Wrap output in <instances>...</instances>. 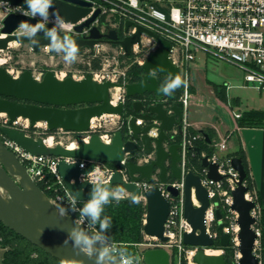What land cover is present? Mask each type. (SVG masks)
<instances>
[{
  "label": "water",
  "instance_id": "1",
  "mask_svg": "<svg viewBox=\"0 0 264 264\" xmlns=\"http://www.w3.org/2000/svg\"><path fill=\"white\" fill-rule=\"evenodd\" d=\"M1 3L27 10L24 0H0ZM58 11L67 23L81 24L75 27V31L82 33L85 28L90 29V36L86 39L71 38L78 45L79 51L82 48L93 49L98 43L107 42L111 45L121 46L126 55L131 54L132 46L141 44L142 33H147L160 45V49L152 53L143 64V74L141 81L125 85L126 95L130 99H136L147 94L155 95L166 99L159 91L162 87L159 84V76L174 77L181 75L180 70L169 59L171 44L160 36L141 26L137 27V32L124 39H120L117 31L108 29L106 33H101L99 27H91L100 16V9L93 11V4L85 0H54V8L51 12ZM21 21H28L31 24L37 23L36 18L24 13H11L2 20L0 29V51H6L9 44H30L35 52L41 47L49 45V39L43 32L38 33V45H34L27 39H19L15 35L18 24ZM133 23L126 22L127 32ZM62 36V34L60 33ZM53 52V51H51ZM159 66H163L161 71ZM121 86L110 81H95L91 74H87L83 79L77 80L72 77L59 79L53 72H47L41 81H38L32 72L26 71L18 76H13L0 66V114H6L9 125L18 118L29 120L31 126L39 122L46 123L50 131L63 129L70 132H84L89 129L93 118L106 114L123 116L126 114L130 119L131 135L126 136L123 132H116L111 144L103 143L98 135L90 139V143H81L77 150H67L63 147L51 148L44 144L42 139H34L19 131L9 127L1 128L0 132L9 140L13 141L25 152L32 156L63 157L77 160H96L105 163L116 164L122 161L125 153L133 154L142 152V155H150L156 144V158L150 164L140 165L137 160H131L126 164L130 182H125L121 175L115 173L108 184H102L113 190L120 186L128 193V197L110 198L109 202H133V197L139 201L140 188L136 185L144 180L150 181L155 167L160 168L159 175L162 183H170L167 177L168 170H171L172 178L180 180L181 169L178 164L181 161L179 149L181 146L172 144L168 151L164 148V142L169 140L167 132L175 126H179L183 120V111L176 103L173 105V115L168 114L165 108L167 102H160L155 105L146 106L142 101L135 100L132 104L124 106L119 104L113 106L110 102L111 87ZM13 99L14 101L10 100ZM142 119L147 125L144 127L136 125V120ZM151 122H159L160 134L157 138L148 135L154 126ZM205 137L210 142L208 135ZM199 151V149H197ZM170 159L171 166L165 164ZM233 167L240 173L243 181L247 172L243 161L238 157L232 160ZM203 166L209 168V178L220 180L217 174V165L209 164L207 159L203 160ZM94 166L83 170L79 162L70 164L62 159L57 171L62 177L64 185L70 193H79L78 201H88L93 183L81 182L80 176L93 172ZM19 178V179H17ZM74 180V182H72ZM0 187H4L11 194L12 199L6 201L0 198V221L17 234L33 243L52 257L65 264H95L94 258H89L75 249L70 241L66 239L68 232L73 226L80 228L86 235L92 233L80 226L73 217L58 215L57 205L35 184L27 174L25 167L19 162L17 157L9 151L0 140ZM175 197L179 194L176 189L169 187ZM192 189L200 207L193 206ZM247 188L242 185L234 192V204L232 209L239 213L238 224L239 251L242 258L238 264H259L258 259L252 254L256 235L252 230L255 219L251 216V210L255 207L253 202L245 200ZM147 199L146 225L144 234L149 237H157L166 241L164 237V225L170 212V205L163 197L159 188L154 187L145 192ZM108 202V203H109ZM136 203V202H134ZM28 205V208H25ZM209 206L207 190L201 184V178L193 173H188L185 177V205L184 215L192 227V232L184 234L183 243L191 248H200L194 256L195 264H226L225 255H209L202 249L215 245V240L206 234L204 223L205 212ZM217 218L221 219V213L217 211ZM224 224H219L221 231L220 246L227 248L230 246V235L222 230ZM100 248L99 242L96 245ZM145 264H171L169 253L162 248L146 249L143 252ZM115 264H119L118 259Z\"/></svg>",
  "mask_w": 264,
  "mask_h": 264
},
{
  "label": "built area",
  "instance_id": "2",
  "mask_svg": "<svg viewBox=\"0 0 264 264\" xmlns=\"http://www.w3.org/2000/svg\"><path fill=\"white\" fill-rule=\"evenodd\" d=\"M93 4V11L100 9L101 14L91 27H99L101 33H106L108 29L117 31L119 38L122 40L127 36H131L137 32V27L141 26L145 29L157 33L161 39L171 44V52L169 59L180 70V76L187 79V87L182 86L183 93L178 101L169 98L162 99L152 94L130 99L126 95L124 88L128 82L127 71H122L119 66L120 61H127L125 57L131 58V65L143 64L149 59L148 57L160 49L161 45L147 33H142L141 44L132 46L131 54L126 55L121 46L111 45L107 42L98 43L93 49L85 47L84 53L88 59L98 58L101 61L99 70L91 71L95 81L118 83L121 86L111 87L110 102L113 106L123 104L128 106L135 100L142 101L146 106L155 105L160 102H167L165 108L169 115H173V105L180 103L183 111V120L179 126H175L171 131L167 132L169 140L164 142V148L168 151L172 144H178L181 161L178 166L181 169L182 177L180 180L173 179L171 170H168L167 177L172 180L170 183H162L159 175L160 168L155 167L151 180L138 182L136 185L140 188L139 202L143 203L147 209V199L145 192L151 188L157 187L161 190L163 197L170 205V212L164 225V237L166 241H162L157 237H149L145 235L144 242L139 244L136 249L130 253L128 249L117 244L121 248H126L129 255L135 257V264H145L143 252L146 249H165L170 256L171 264H182L183 258L191 263L195 254L200 248L186 246L183 243L184 234L191 233L192 227L188 223L184 215L185 205V177L188 173H193L201 178L202 186L207 190L209 197V206L205 212L204 223L206 226V234L220 243L221 231L219 224H224L223 232L230 235V248L233 249L234 260L238 264L242 258L239 251L240 241L239 233L241 231L238 224L239 213L232 209L234 204V192L239 186L247 188L245 200L253 202L255 207L251 210V216L255 219L252 230L255 233L256 240L254 242L252 254L258 259L259 264H263V207L260 203L259 192L252 179L251 173L241 181L240 173L233 167L232 160L237 156L229 152V142L235 133H239L242 129L240 121L244 117L245 111H233L232 116L236 121V127L233 131L228 132L220 141L210 140L205 134L197 131L192 133L189 122L187 121V111L191 99V68L192 64L197 61V55L202 51L209 52L215 56L228 61L230 64L241 69L244 72V82L247 86L256 88L264 97V0H158L156 2L144 0H85ZM6 7L7 13H25L20 8L10 6L0 2V8ZM28 15L31 16L29 13ZM4 16V17H5ZM104 17L102 21L101 18ZM39 20V17H36ZM46 25L52 28L51 22ZM84 21V20H83ZM83 21L73 24L66 23L61 33L68 35L70 38L86 39L90 36V29L85 28L82 33L75 31V27ZM131 21L133 24L129 30L125 31L126 22ZM18 35V30L15 31ZM106 47H115L118 54L111 55ZM9 47L6 51L10 49ZM49 51L48 46L41 49ZM33 49V48H32ZM6 51H0L4 53ZM51 52V50H50ZM114 65V67L112 68ZM129 67V68H130ZM128 67L124 68L127 70ZM87 75V74H86ZM18 76V75H17ZM85 77V76H84ZM41 81V77H35ZM75 79V78H74ZM83 79V78H81ZM78 80V79H77ZM80 80V79H79ZM230 103V109H233ZM24 118H18L13 125H9V119L4 124L0 123V127L13 128L23 131L26 136L34 139H42L44 144L47 141L53 143V147H63L67 150H77L81 143H90V139L94 135H98L100 140L109 145L112 143L116 132H123L126 136H130L132 131L130 127V117L115 114H106L101 117L93 118L87 131L78 133L56 129L50 131L46 123L39 122L35 126H31L29 120H25V124L20 125V121ZM154 126L148 135L152 138L159 137V122H151ZM136 125L144 127L147 123L142 119L136 120ZM264 130L263 125L260 127ZM3 145L11 151L25 167L30 179L39 186V188L49 197V199L60 207L68 209L67 215L73 217L75 221L90 233L98 230V224L93 226L89 220L80 214L87 201H76L72 206L70 197L72 194L64 185L62 177L57 171V166L62 159L73 164L79 162L81 169L85 170L91 165L94 166L93 172L80 176L81 182H90L93 184H108L115 173L121 175L125 182H130L126 164L131 160H137L140 165L150 164L156 158V144L153 142V152L150 155H142V152L133 154L125 153L122 161L116 164L105 163L96 160H77L73 158L63 157H45L32 156L22 150L13 141L9 140L1 133ZM208 141L212 152L200 151L197 143ZM49 147V146H48ZM199 149V151H197ZM241 151L244 147L241 145ZM198 154L199 165H191V159ZM207 159L209 164L217 165V174L220 180L209 178V168L203 166V160ZM166 166L170 168L171 161L167 159ZM74 182V180H72ZM169 187L176 189L179 196L175 197L168 189ZM122 188L114 187L113 190ZM193 206L200 207L201 204L196 198L195 190L192 189ZM50 194V195H48ZM129 193L124 189L123 193L117 194L115 197H128ZM221 213V219L217 218V211ZM146 213L144 214L143 224L146 225ZM2 238L0 237V264L2 255ZM108 245H112L106 239ZM214 246L202 249L204 252H217L223 254L224 248L217 249ZM190 251H189V250ZM189 255H186V254ZM208 254V253H207ZM211 255V254H209Z\"/></svg>",
  "mask_w": 264,
  "mask_h": 264
},
{
  "label": "rangeland",
  "instance_id": "3",
  "mask_svg": "<svg viewBox=\"0 0 264 264\" xmlns=\"http://www.w3.org/2000/svg\"><path fill=\"white\" fill-rule=\"evenodd\" d=\"M98 3L99 0H96ZM0 8V23L7 13L6 7L3 5ZM104 20V17L101 18ZM49 49V48H48ZM106 50L111 54H118L115 47H106ZM78 54L77 60L74 63H68L64 59L63 53L47 52L40 49L35 52L28 44H12L11 48L0 53V66L5 68L9 74L13 76L20 75L26 71L33 73L35 77H41L47 72H53L59 79L63 77H72L81 79L86 74L94 71L91 66H87V55L84 53ZM197 61L192 64L191 79L196 87V97L198 101H191L188 111V121L190 124H202L207 127H216L220 133H224L227 124L231 122L236 124L232 116V112L254 110H264V97L254 87L247 86L244 82V72L214 54L202 51L197 55ZM113 68L114 65L110 64ZM131 62L120 61L119 66L122 71H128ZM127 68L125 70L124 68ZM128 80V79H127ZM229 85L226 100H222L215 91L216 86ZM192 92V88L190 90ZM239 99V105L233 103ZM230 102L233 103V109H230ZM7 120V115H0V123L4 124ZM25 120L20 121V125L25 124ZM243 128L242 138L245 146L249 170L256 183L260 184L261 179V164L258 158L263 145L264 132L260 129ZM236 149V148H235ZM235 149H231L234 151ZM260 199V195H259ZM261 203V199H260ZM264 236V234H263ZM264 243V237H263ZM189 250V249H188ZM191 250V249H190ZM189 250V251H190ZM190 254V253H189ZM188 253L186 255H189ZM225 254V252H223ZM187 262V263H186ZM195 264L192 259L191 263L186 258H183L182 264ZM264 264V253H263Z\"/></svg>",
  "mask_w": 264,
  "mask_h": 264
},
{
  "label": "clouds",
  "instance_id": "4",
  "mask_svg": "<svg viewBox=\"0 0 264 264\" xmlns=\"http://www.w3.org/2000/svg\"><path fill=\"white\" fill-rule=\"evenodd\" d=\"M24 3L27 5V10L24 14L28 15L30 13L32 18L39 17V20L35 24L21 21L17 26L18 38L27 39L34 45H38L37 35L43 32L49 39L48 48L51 51L63 53L66 62L74 63L77 60L79 48L69 36L64 35L62 37L60 35L67 22L58 11L51 12V22L54 26L50 29L46 27L50 22V9L54 8V0H24ZM159 68L161 71L163 70V66H159ZM181 86L187 87V79L182 78L180 75H175L166 81L159 91L164 95H171ZM123 191V188L112 190L102 184H93L90 199L85 202L80 214L87 218L91 225L95 226L98 224L99 229L92 236H88L80 228L73 226L67 234L66 239L72 243L73 247L87 257L94 258L95 264H115L117 259L119 264H135V257L129 255L126 248H121L115 243L112 245L106 243L108 238L105 233L111 226V218L104 216L101 219L104 205L109 202L110 198H114L117 194L123 193ZM78 197V192L70 197L72 206L76 204ZM0 198L10 201L12 196L4 187H0ZM133 202L138 203L139 201L133 197ZM25 208H28V205H25ZM57 211L59 216L64 217L67 215L68 209L57 205ZM98 242L101 245L100 248L96 247Z\"/></svg>",
  "mask_w": 264,
  "mask_h": 264
},
{
  "label": "trees",
  "instance_id": "5",
  "mask_svg": "<svg viewBox=\"0 0 264 264\" xmlns=\"http://www.w3.org/2000/svg\"><path fill=\"white\" fill-rule=\"evenodd\" d=\"M84 49H81L78 54H81ZM127 61L131 62V58L125 57ZM87 66H91L93 70L101 68V61L98 58L88 59ZM143 68L138 64H133L127 71L128 82L138 83L141 81ZM171 77L159 76V84L163 86ZM225 87L216 86L215 91L222 100H226ZM183 87L176 89V95L171 97V100L178 101L183 93ZM180 105V103H179ZM264 112L263 111H246L244 117L240 121L242 127H261L263 125ZM196 133V131H191ZM207 134L209 140H212V135L208 131H199ZM197 146L200 151L212 152L213 149L209 147L208 141L199 142ZM238 159L241 158L249 177L250 171L248 168L246 156L243 151L238 150L234 154ZM191 165H199L198 154L191 159ZM50 195V194H48ZM146 213V207L143 203L138 202H109L104 205V210L101 219L104 216L111 218V226L105 233V236L110 242L124 245L130 253L136 247L144 242V224L143 218ZM99 229V225H98ZM0 237L2 238V255L1 264H65L62 261L52 257L33 243L27 241L25 238L17 234L15 231L5 226L0 221ZM215 248L221 249L220 243H216ZM226 264H237L234 260L233 249L230 247L224 248ZM187 263V262H186ZM184 263V264H186Z\"/></svg>",
  "mask_w": 264,
  "mask_h": 264
},
{
  "label": "crops",
  "instance_id": "6",
  "mask_svg": "<svg viewBox=\"0 0 264 264\" xmlns=\"http://www.w3.org/2000/svg\"><path fill=\"white\" fill-rule=\"evenodd\" d=\"M144 1H151V2H156L158 0H144ZM224 89H225V96L227 97V92H228V89H229V85H224ZM191 88H192V92H191V99H190V102L191 101H198L199 98L196 97V87L194 85V83L192 82V79H191ZM231 103V102H230ZM233 103H236V105H239L240 101L239 99H237L236 101H234ZM232 103V104H233ZM190 105V104H189ZM251 110H254V109H251ZM251 110H248V111H251ZM188 111H189V107H188ZM188 111H187V121H188ZM254 111H261V110H254ZM246 112V111H245ZM264 112V110H263ZM189 122V121H188ZM190 124V123H189ZM190 127L193 131H208L209 133H211L212 135V140H216V141H220L221 139H223V137L230 131H233L236 127V124L234 125V123H230V124H227L226 126V129L224 131V133H220L219 132V129L216 128V127H207V126H204L202 124H190ZM244 127H242L241 131L239 133H235V135L232 137V139L230 140L229 142V152L231 154H235L238 152V150H240L241 148V145H243L244 147V154L246 156V160H247V154H246V148L243 144V138H242V130H243ZM245 128H250V129H255V131H258L257 129H260V131L262 130L264 132L263 129H261L260 127H245ZM264 135V134H263ZM236 148V149H235ZM231 149H235L234 151H232ZM258 158L260 159V166H261V179H260V184L258 186V184L256 183V181L254 180V178L252 177L255 185H256V188L259 192V195H260V199H261V205L263 207V222H264V139H263V145L261 147V153L259 154ZM247 164H248V168H249V164L248 163V160H247ZM250 171V170H249ZM251 173V172H250ZM252 176V175H251ZM263 227H264V223H263Z\"/></svg>",
  "mask_w": 264,
  "mask_h": 264
},
{
  "label": "bare ground",
  "instance_id": "7",
  "mask_svg": "<svg viewBox=\"0 0 264 264\" xmlns=\"http://www.w3.org/2000/svg\"><path fill=\"white\" fill-rule=\"evenodd\" d=\"M3 37H4V36H1L0 38H3ZM15 43H17V42H12V43L10 44V47H11L12 44H15ZM60 79H64V78L61 77ZM0 115H2V114H0ZM46 144H47L49 147H53V146H54L53 143L51 142V140H50V141H47ZM207 253H208V254H211V255H219V254H220L219 251H217V252H207Z\"/></svg>",
  "mask_w": 264,
  "mask_h": 264
},
{
  "label": "flooded vegetation",
  "instance_id": "8",
  "mask_svg": "<svg viewBox=\"0 0 264 264\" xmlns=\"http://www.w3.org/2000/svg\"><path fill=\"white\" fill-rule=\"evenodd\" d=\"M4 19V18H3ZM2 19V20H3ZM2 20H1V23H0V29L2 28ZM62 34V37L64 36V35H66V34H64V33H61ZM68 36V35H67ZM48 39V38H47ZM28 45H30V44H28ZM31 46V45H30ZM41 49V48H40ZM82 49H84V48H82ZM40 51V50H39ZM54 52V51H53ZM160 80V79H159ZM161 86V85H160ZM176 95V90L171 94V95H168V98L171 100V97L170 96H172V97H174ZM10 100H12V101H14L13 99H10ZM9 127V126H8ZM1 128H3V127H0V130H1ZM0 140L2 141V137H1V132H0Z\"/></svg>",
  "mask_w": 264,
  "mask_h": 264
}]
</instances>
